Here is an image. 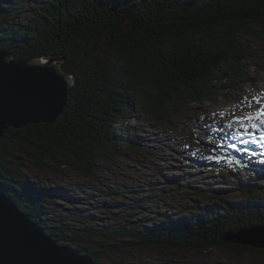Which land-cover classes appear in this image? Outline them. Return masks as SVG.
I'll return each instance as SVG.
<instances>
[{
    "label": "trees",
    "instance_id": "obj_1",
    "mask_svg": "<svg viewBox=\"0 0 264 264\" xmlns=\"http://www.w3.org/2000/svg\"><path fill=\"white\" fill-rule=\"evenodd\" d=\"M28 3L33 6L26 8ZM249 35L264 38V0H0V50L22 60L67 56L58 65L75 79L58 122L9 129L0 139V186L58 243L66 242L95 261L136 245L264 252L224 239L227 231L264 224V200L257 194L264 192V167H253L254 173L247 175L251 165L236 150L224 153L214 144L203 148L222 174L231 178L235 170L233 188L248 192L247 199L220 197L216 206L194 204L172 212L174 206L164 202L157 187L129 188L116 203L103 193L92 197L103 200L101 208L120 214L109 222L88 213L97 207L94 202L81 208L73 205L75 197L59 193L58 186L11 177L20 169L14 160H23L10 145L17 139L35 150L33 163L48 159L92 175L99 161L123 156L124 145L135 147L118 128H129L125 122L135 106H143L156 120L169 121L183 105L212 103L226 87L237 85L236 78L250 80L240 67L258 56ZM231 62L240 65H233L234 72L227 69ZM236 162L243 168H235ZM172 184L179 186V179ZM50 199L59 200L57 205L71 218L65 214L57 226L43 223ZM153 213L157 219L151 218Z\"/></svg>",
    "mask_w": 264,
    "mask_h": 264
},
{
    "label": "rangeland",
    "instance_id": "obj_2",
    "mask_svg": "<svg viewBox=\"0 0 264 264\" xmlns=\"http://www.w3.org/2000/svg\"><path fill=\"white\" fill-rule=\"evenodd\" d=\"M32 6L28 3L25 7ZM26 17L27 14L22 16L21 20L27 19ZM247 38L256 48L258 56L255 59L245 60L241 66L231 62L227 69L234 72L233 65L240 66L247 70L250 80L236 78L237 85L226 87L225 94L216 96L212 103L183 105L179 109L181 112H176L169 121L156 120L143 106H135L125 122L129 125V128H125L127 132L122 129L126 126L120 124L118 126L119 134L126 135L135 147L124 145L120 148L124 153L123 156L99 161L92 175L67 164L55 166L48 162V159L43 160L41 164L33 163L30 158L34 160L37 158L35 150L17 139L12 140L10 145L23 160L19 157L14 160L15 167L20 169L12 173L11 177L17 181L26 178L33 182L39 181L41 185L47 187L58 186L59 188L55 189L59 193L75 197L73 205L81 208H84L86 202L87 205L89 202L91 204L94 202L97 207L88 213L97 215L104 222L117 221L121 216L115 208H101L103 200L92 197L103 193L110 202L116 203L119 198H125L123 196L128 193L129 188L140 191L144 188L157 187L164 202L174 206L172 212H182L187 207L193 208L194 204L202 207L216 206L220 203V197L233 201L247 199L248 192L233 188L236 186L235 170L231 172V178L228 174H222V170L213 166V157L210 158L208 151L203 149L214 144L217 146L216 149L224 153L237 150V154L244 155L251 165L245 170L247 175L254 173L251 169L253 167H264L262 163L264 135L251 128L252 124H257L264 129V123H261L264 121V116L257 119L260 111L264 110V38L258 39L252 35ZM74 84L75 80L72 88ZM244 127L254 134L237 135L238 131L243 132ZM196 159L201 162L194 163ZM235 168L242 169L243 166L236 162ZM175 179H179L180 185L172 187ZM198 187L202 189L197 190ZM0 190L12 200L1 186ZM257 194L264 200L262 190ZM129 197L133 198L131 195ZM58 202L60 201L57 199L46 202L50 208L44 215L43 223L57 226V222L61 223L62 217L68 215L67 211L63 212V209L57 205ZM73 205L67 207L74 208ZM110 210H113V213H109ZM132 214L137 213L133 210ZM152 216L150 217L153 219L158 218L156 213ZM68 217L71 218L69 215ZM65 243L60 244L66 245ZM91 247L95 248V245L92 244ZM241 252L236 254L219 247L199 252L136 245L122 248L116 253L102 255L98 262L103 264H264V252L249 249H243Z\"/></svg>",
    "mask_w": 264,
    "mask_h": 264
},
{
    "label": "water",
    "instance_id": "obj_3",
    "mask_svg": "<svg viewBox=\"0 0 264 264\" xmlns=\"http://www.w3.org/2000/svg\"><path fill=\"white\" fill-rule=\"evenodd\" d=\"M49 55L15 59L0 50V139L9 129L56 123L71 98L74 76ZM228 242L264 250V224L227 231ZM243 250V249H242ZM0 264H103L45 232L0 190Z\"/></svg>",
    "mask_w": 264,
    "mask_h": 264
},
{
    "label": "snow or ice",
    "instance_id": "obj_4",
    "mask_svg": "<svg viewBox=\"0 0 264 264\" xmlns=\"http://www.w3.org/2000/svg\"><path fill=\"white\" fill-rule=\"evenodd\" d=\"M261 116H264V110H261L257 119H259ZM251 119V118H249ZM261 123H264V121H261ZM252 129H255L257 132H260L262 135H264V129L260 128L257 124H252L251 125ZM253 135L254 133L252 131H250L247 127H244L243 132H237V135ZM233 147H235V145H233Z\"/></svg>",
    "mask_w": 264,
    "mask_h": 264
},
{
    "label": "bare ground",
    "instance_id": "obj_5",
    "mask_svg": "<svg viewBox=\"0 0 264 264\" xmlns=\"http://www.w3.org/2000/svg\"><path fill=\"white\" fill-rule=\"evenodd\" d=\"M200 5V4H199ZM181 6V5H180ZM104 16V15H103ZM58 26V25H57ZM169 28V27H168ZM162 32V31H161ZM41 47V46H40ZM71 51V50H70ZM227 84V83H226ZM212 88V87H211ZM179 94V93H178ZM169 111V110H168ZM180 111V110H179ZM119 114V113H118ZM100 150V149H99ZM131 164V163H130ZM234 186V185H233ZM8 196V195H7ZM13 200V199H12ZM13 202H15L14 200H13ZM15 204H17L16 202H15ZM17 206H18V204H17ZM50 235H52V234H50ZM53 236V235H52ZM55 238V237H54ZM60 244V243H59Z\"/></svg>",
    "mask_w": 264,
    "mask_h": 264
}]
</instances>
